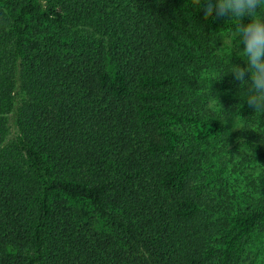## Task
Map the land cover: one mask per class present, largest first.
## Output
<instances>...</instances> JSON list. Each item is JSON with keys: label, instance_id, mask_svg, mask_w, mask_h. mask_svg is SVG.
Here are the masks:
<instances>
[{"label": "trees", "instance_id": "trees-1", "mask_svg": "<svg viewBox=\"0 0 264 264\" xmlns=\"http://www.w3.org/2000/svg\"><path fill=\"white\" fill-rule=\"evenodd\" d=\"M200 5L0 0V264H264V113L222 41L248 21Z\"/></svg>", "mask_w": 264, "mask_h": 264}, {"label": "clouds", "instance_id": "clouds-1", "mask_svg": "<svg viewBox=\"0 0 264 264\" xmlns=\"http://www.w3.org/2000/svg\"><path fill=\"white\" fill-rule=\"evenodd\" d=\"M200 7L206 12L214 11L215 18L247 19V23L238 24L228 37L230 47L233 41L237 43L233 54L243 64L230 62L227 75L239 82L240 105H247L254 113H264V0H201ZM227 75H221L219 81ZM212 89L206 105L210 112L222 108L219 94Z\"/></svg>", "mask_w": 264, "mask_h": 264}, {"label": "rangeland", "instance_id": "rangeland-1", "mask_svg": "<svg viewBox=\"0 0 264 264\" xmlns=\"http://www.w3.org/2000/svg\"><path fill=\"white\" fill-rule=\"evenodd\" d=\"M231 33H224L222 37V41L224 45L229 46L228 37ZM237 43L233 41L231 48L235 49V45ZM230 47V46H229ZM243 151H247L243 149ZM241 151L235 160H233V164L229 167L228 175L226 176L228 181L233 185H241L244 189H247L249 186V181L246 180V175L252 173L251 169H248V165L240 166L239 163L243 160L245 153ZM240 169V170H239Z\"/></svg>", "mask_w": 264, "mask_h": 264}]
</instances>
